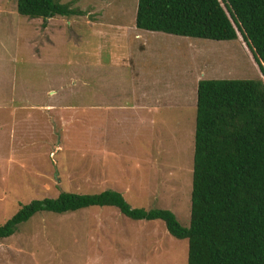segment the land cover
<instances>
[{
    "label": "rangeland",
    "instance_id": "rangeland-1",
    "mask_svg": "<svg viewBox=\"0 0 264 264\" xmlns=\"http://www.w3.org/2000/svg\"><path fill=\"white\" fill-rule=\"evenodd\" d=\"M60 2L82 14L43 26L18 14L16 0H0V225L33 199L113 189L188 226L197 84L264 80L244 41L136 36L137 0ZM135 74L158 83L142 94ZM142 101L139 133L131 122H106L104 110L108 137L89 134L103 103ZM0 264H187V241L161 220L135 221L114 207L42 211L0 239Z\"/></svg>",
    "mask_w": 264,
    "mask_h": 264
},
{
    "label": "trees",
    "instance_id": "trees-1",
    "mask_svg": "<svg viewBox=\"0 0 264 264\" xmlns=\"http://www.w3.org/2000/svg\"><path fill=\"white\" fill-rule=\"evenodd\" d=\"M18 14H82L60 0H16ZM138 29L210 40L242 39L264 77V0H137ZM114 207L132 220H161L187 241V264H264V80L201 79L196 90L190 220L166 208L132 207L113 189L33 199L0 225V239L42 211Z\"/></svg>",
    "mask_w": 264,
    "mask_h": 264
},
{
    "label": "crops",
    "instance_id": "crops-1",
    "mask_svg": "<svg viewBox=\"0 0 264 264\" xmlns=\"http://www.w3.org/2000/svg\"><path fill=\"white\" fill-rule=\"evenodd\" d=\"M135 31V35L136 36H139V32H141L140 30L141 29H138L137 27H134L133 28ZM145 34H149V35H152V34H165V33H162V32H153V31H145ZM166 39H169V37H166ZM150 40H148L149 42ZM189 45L190 47L192 46V43L189 42ZM119 60H120V57H118ZM123 59V58H122ZM137 75V79L133 80L132 79V86H133V89H141V88H144L141 93L143 94H149L150 91L154 88V85H157L155 83H158L157 80H154V81H150V82H147V80L143 79L142 78V75H138V74H135ZM165 77V80H166V75L164 76ZM169 81V79L167 81H163L161 80V83H162V86L166 85V89H169L170 84H167V82ZM146 98V96H145ZM144 101V100H143ZM142 101V105L141 107H138V104H127V103H114V104H106V103H103V105H100V108L98 110H96L97 112L94 111V114H90L89 116V125H88V128H89V134H94V135H97L98 137L99 136H103V137H108V134L107 132L103 131L104 129V124H103V121H102V115L99 113V111H109L108 113H105L108 114V118L106 120V122L109 120V122L111 123H118L119 125H123V122H131L132 126H131V132L133 134H135V131H138L137 128L134 130V126L136 125H143L146 121L147 116H146V112H143V111H146L147 110V106L145 105L146 102H143ZM99 106L98 105H94V109H97ZM138 107V108H137ZM130 108H133V109H138V113H135L132 115L131 113L130 114H127L128 118L127 119V116L125 114V110H130ZM119 111V112H118ZM121 111V112H120ZM58 115V114H56ZM104 115V116H105ZM131 115L133 118H131ZM102 118V119H101ZM131 118V119H130ZM99 132V133H98ZM139 133V131H138ZM137 133V134H138Z\"/></svg>",
    "mask_w": 264,
    "mask_h": 264
}]
</instances>
